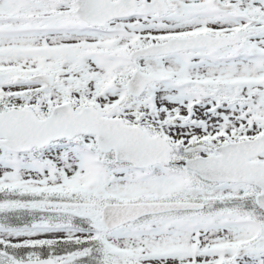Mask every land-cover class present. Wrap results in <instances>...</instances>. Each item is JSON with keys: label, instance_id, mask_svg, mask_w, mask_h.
Here are the masks:
<instances>
[{"label": "snow or ice", "instance_id": "obj_1", "mask_svg": "<svg viewBox=\"0 0 264 264\" xmlns=\"http://www.w3.org/2000/svg\"><path fill=\"white\" fill-rule=\"evenodd\" d=\"M0 264H264V0H0Z\"/></svg>", "mask_w": 264, "mask_h": 264}]
</instances>
